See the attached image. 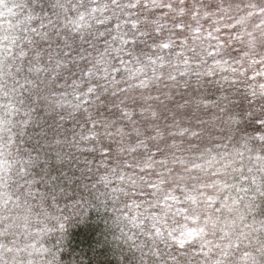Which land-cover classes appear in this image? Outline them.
Wrapping results in <instances>:
<instances>
[{"label":"snow or ice","instance_id":"6c2138e0","mask_svg":"<svg viewBox=\"0 0 264 264\" xmlns=\"http://www.w3.org/2000/svg\"><path fill=\"white\" fill-rule=\"evenodd\" d=\"M259 81L264 0H0V264H264Z\"/></svg>","mask_w":264,"mask_h":264},{"label":"trees","instance_id":"16d2710c","mask_svg":"<svg viewBox=\"0 0 264 264\" xmlns=\"http://www.w3.org/2000/svg\"><path fill=\"white\" fill-rule=\"evenodd\" d=\"M248 74H251V72H249ZM241 91H245V85L243 83H240L239 85ZM243 110L247 111L248 110V103L247 101H243L240 100L239 98H237V100L235 101ZM256 103V102H253ZM257 108H258V104H256ZM249 124H251V121L248 122ZM93 225V223H92ZM102 226V225H101ZM100 228V227H99ZM103 228V226H102ZM96 236V232H95V228L91 227L89 228V224L87 226H83V225H77L76 228H74L72 231L70 230V235H69V240H68V246H70V253L76 257L79 261L80 259H82L83 264H97V262L99 261L100 264H107V262H111L109 258V255L104 253L103 249L100 248V246L96 245L94 242L96 240L95 238ZM72 239V245L74 244L75 238H78V242L80 244V246L83 247L82 252L78 253L74 250V247L71 246V240ZM87 238V239H85ZM89 241L93 244V248L97 249V252L94 254L93 251L91 250V244L89 243ZM88 243V244H87ZM76 245V244H75ZM101 251L103 252V254L101 255Z\"/></svg>","mask_w":264,"mask_h":264},{"label":"rangeland","instance_id":"374dc122","mask_svg":"<svg viewBox=\"0 0 264 264\" xmlns=\"http://www.w3.org/2000/svg\"><path fill=\"white\" fill-rule=\"evenodd\" d=\"M248 75L251 76L252 73L248 74ZM249 82H251V81H249ZM259 82H264V81H259ZM100 215H103V213L101 212L99 215H97L95 213V211L93 210L92 216L89 218L88 222L86 224L85 223L79 224V225H83V226H87L89 224V228L94 227L95 228V232H96V236H95L96 240L97 239H103V236H101V233L104 231V221H103V219H100ZM92 223H93V225H92ZM101 225L103 226V228H102ZM76 227H77V225L74 226L73 228H71L70 230L72 231ZM117 234H119L118 230H117ZM68 240H69V237H68V239L66 241V247H65L66 255H65L64 264H69V262H71V261H79L76 257H74L70 253V249H69L70 246L67 245L68 244ZM70 240H71V246L74 247V250L76 252H78V253H81L83 247L80 246V244L78 242V238H75V241H74L73 245H72V239L71 238H70ZM109 240H111L110 237H109ZM89 243L91 244L90 248H93V244L90 241H89ZM103 251H104V253L109 255V258H110V260L112 261L113 264H123L124 256H129V258H130V254L127 253V252H125L124 255L122 256L121 253H120V250L116 247L115 244L109 243V245L107 247L103 248ZM80 261H82V259H80ZM81 264H83V263L81 262Z\"/></svg>","mask_w":264,"mask_h":264}]
</instances>
